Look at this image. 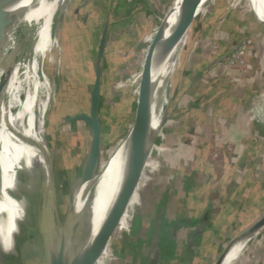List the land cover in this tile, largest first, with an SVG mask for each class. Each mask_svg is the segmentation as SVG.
I'll list each match as a JSON object with an SVG mask.
<instances>
[{"label": "rangeland", "instance_id": "obj_1", "mask_svg": "<svg viewBox=\"0 0 264 264\" xmlns=\"http://www.w3.org/2000/svg\"><path fill=\"white\" fill-rule=\"evenodd\" d=\"M253 1L202 0L199 15H196L192 22L191 40L179 61V69L175 78L167 89L160 125L144 169L145 175H142L140 185L130 200L131 204L129 203L127 207L129 210L127 219L130 218V220L125 221L128 227L126 230H119L118 224L114 231L111 230L114 237L110 261L107 264L123 263L120 255L122 243L126 236L133 237L131 226L138 213L137 209L143 202L138 195L139 187L147 190L156 182H161L163 164L178 165L176 160L180 159L182 163L185 162L184 164L188 163L191 166L190 168L187 166L186 171L200 181L199 183L207 177L212 182L211 185L218 181L217 163L222 155L220 143L225 142L224 134L221 132L223 127L220 130H213L212 136L207 139L210 141V151L207 145L209 142L202 144L203 137L205 138L208 133L206 130L213 128L217 122L220 124L219 116L226 111L223 105L225 100L230 102L231 110L229 111L232 115L233 111H236L235 99L241 94L239 90L237 91V81H235L240 70L238 67L244 64V54H250V49L254 48L252 40L257 36L248 37L249 30L246 31L248 25L243 24V37L250 39L244 38L240 43L238 42L241 47L237 46L235 49V40L231 38V41H227V46L223 47L221 54L217 55V31L227 26L223 24L227 17L241 14V12H245L243 16L252 17L256 21L259 16L263 21L264 12L260 7L256 10L253 5L252 8L251 4V2L260 3V0ZM90 2L91 0H68L61 14L59 97L55 93V85L52 86L50 81L48 83L49 92L53 98L52 105L55 106L54 111L48 113L46 120L49 127L44 136L48 173H45V168L38 165L33 170L24 171L20 177L21 184L27 185L21 193L26 202L27 213L18 221V231L15 234L12 252H10L14 264H32L30 255L33 256L34 264L43 263L41 250L47 249L49 232L54 224L63 231L64 249L68 250L73 246L81 227L89 218L92 207V195H89L82 209L78 211L75 200L76 191L79 186H84L88 182L85 180L86 173L95 174L92 179L99 175L113 152L133 128L138 114V100L142 99L146 84V79L142 84L143 80L140 76L147 78L151 64V52H148L150 45L166 19L163 15L176 3L175 0L167 2L165 11L159 15L161 18L153 34L148 33L143 40L144 48L139 57L135 56L138 51H133V49H130V52L127 50V52L118 53L120 57L127 56L125 57L126 62L130 61L129 64H125V70L114 73L106 71L102 66L99 117L102 121L103 141L97 165L89 170V165L93 166L90 153L91 130L83 121L72 122L70 120L82 113L90 114L91 110V90L96 79L98 43L96 44L93 40L97 31L90 30L93 24L83 22L87 15L92 14ZM259 26V30L264 33V22H260ZM180 28L177 32L179 37ZM97 30L101 31V26ZM176 49L177 45L174 43L173 59L176 56ZM145 55L146 65V61H143ZM103 58L100 61L102 65L105 62ZM56 97L58 98L55 101ZM2 100L3 95L1 94L0 128L3 121L2 113H4ZM207 113L212 117H208ZM194 139H199L200 145H195ZM181 149H188V152L186 150L182 153ZM195 159L205 160L209 165L211 163L212 167L207 169L199 164L193 166ZM123 183L119 184L111 195H108V210L113 207L114 197ZM217 185L215 186L219 187ZM204 189L201 190L204 191ZM159 193L152 192L148 195L147 208L150 213L153 200L156 196H161ZM77 222H81L80 229L75 233V238H72L74 225ZM123 223L122 220V228Z\"/></svg>", "mask_w": 264, "mask_h": 264}, {"label": "crops", "instance_id": "obj_2", "mask_svg": "<svg viewBox=\"0 0 264 264\" xmlns=\"http://www.w3.org/2000/svg\"><path fill=\"white\" fill-rule=\"evenodd\" d=\"M169 1L91 0L92 14L87 15L83 22L92 23L90 30L97 31L93 38L98 43L97 57L105 44V62L104 65L101 63V68L104 66L106 71L114 73L125 70V64L130 61L126 62L127 56L118 55L122 51L136 50L138 53L135 56L139 57L144 48L143 40L148 33L153 34L161 18L159 15L165 11ZM175 1L176 6L179 0ZM251 4L252 8L253 5L256 10L260 7L264 12L261 3ZM171 11L163 16L167 18ZM243 14L245 12L227 17L223 23L227 28L217 31V55L221 54L231 38L235 40L237 49V46L241 47L238 42L244 38L257 36L252 40L254 48L250 49V54H244V64L238 67L240 70L235 81L241 94L235 99L236 111L232 115L230 102L225 100L226 111L219 116L220 124L217 122L213 128L206 130L208 133L203 137L202 144L209 142L210 151L207 139H210L213 130L223 127L221 132L225 142L220 143L222 155L217 163L219 187L215 186L217 182L211 185L208 177L199 183L186 171L187 166H191L180 159L176 160L178 165L163 164L161 182H156L147 190L139 187L138 195L143 202L131 226L133 237L126 236L122 243V264H217L228 249L230 252L234 241L264 214V33L259 30V23L264 19L261 21L257 16L256 21ZM243 24L248 25L246 31L249 30V33L245 35L250 38L243 37ZM99 26L101 31L97 30ZM143 61H146V55ZM207 116L212 117L211 114ZM100 124L102 148L101 119ZM194 142L195 145L201 143L199 139H194ZM186 150L188 152V149H181V152ZM196 164L207 169L212 167L211 163L209 165L200 159L193 160L192 165ZM201 187L205 188L204 191ZM152 192H160L161 196L153 200L150 213L147 199ZM128 211L122 216L119 230L128 227ZM113 237L114 233H111L109 261ZM230 264H264V227Z\"/></svg>", "mask_w": 264, "mask_h": 264}, {"label": "bare ground", "instance_id": "obj_3", "mask_svg": "<svg viewBox=\"0 0 264 264\" xmlns=\"http://www.w3.org/2000/svg\"><path fill=\"white\" fill-rule=\"evenodd\" d=\"M67 3L68 0H3L0 4V92L3 95L4 110L0 128V264H14L10 253L13 249L12 238L17 233L16 223L27 213L26 202L21 195L27 185L21 184L19 176L38 165L48 173L44 136L49 127L46 120L48 113L55 109L48 83L50 81L52 86L55 85V93L58 95L61 85L60 21ZM260 3L264 10V0H260ZM201 4L202 0H179L174 7L175 14L171 18H177L182 7L183 15L179 23L168 30L167 36L172 35V39L165 60L154 63L156 110L145 147L152 146L158 131L167 89L175 78L179 61L191 40L190 20L199 15ZM179 27L180 37L177 33ZM174 43L177 49L173 59ZM135 134L136 128L133 125L99 175L77 189L75 200L78 211L88 196L92 195L91 213L81 227L72 249L63 252L62 264L109 262L111 230L102 241L94 245L92 243L111 210L107 207L108 195L124 182L114 197L116 200L131 173L128 159ZM10 191L16 194L17 199L11 197ZM261 221H264V214L258 223ZM253 225L256 226L257 222ZM260 231L261 228L251 231L234 241L223 264L232 263L249 240ZM62 241L63 231L54 224L47 242L52 264L57 262Z\"/></svg>", "mask_w": 264, "mask_h": 264}, {"label": "water", "instance_id": "obj_4", "mask_svg": "<svg viewBox=\"0 0 264 264\" xmlns=\"http://www.w3.org/2000/svg\"><path fill=\"white\" fill-rule=\"evenodd\" d=\"M3 0H0V4ZM183 6V5H181ZM175 7V6H174ZM172 8L171 13L169 14L168 18L161 24L160 30L154 40L152 41L150 45V49L148 52H151V64L150 69L146 78V84L145 88L143 90L142 100L139 102L138 100V108H137V118L135 120V128H136V134L134 135V138L131 142L130 146V152H129V159H128V167L131 168V173L129 174L119 196L115 200V203L113 204V207L109 211L108 215L105 217L103 223L101 224V227L98 231V234L96 235L94 242L92 245L102 241L107 233L110 230H113L116 228V226L120 223L122 216L127 210L128 204L130 203V200L132 196L134 195L138 185L140 184V180L142 177V174L144 172V168L146 166V163L148 161L150 151L152 146H146L147 138L150 133L153 115L156 110V98H157V83L154 80V72L153 69L155 67V62H161L164 61L166 58L167 49L170 45L172 35L169 37L167 36L168 30L171 29L176 23L178 24L179 21L182 19L183 15V7L181 10V14L175 18L174 16L171 18L172 15L175 14V9ZM195 16H193L190 20V25L193 22ZM104 43L101 47L100 54L97 58V64H96V79L93 86V89L91 91V110L90 114L82 113L75 117H73L70 121L72 122H80L83 121L88 126V128L91 130L92 133V142L90 146V153L93 158V166L89 165V170L94 168L97 165V161L100 156L101 152V124H100V117H99V102H100V89H101V75H102V68L100 61L103 58L104 53ZM147 64V59L146 63ZM144 83V79H142ZM141 84V85H142ZM2 93L0 92V95ZM89 173V172H88ZM86 173L85 180L89 181L93 177L90 173ZM95 173V172H94ZM91 175V176H90ZM21 176H19L20 179ZM11 197L14 199H17V196L14 192L10 191ZM261 219V218H260ZM259 219V220H260ZM258 220V221H259ZM256 226H251L250 229H248L241 237H239L237 240L241 239L243 236L248 234L251 231H256L262 227H264V221H261V223H258ZM81 222H77L74 225L73 229V237L75 238V233L78 232L80 229ZM16 229L18 231V222L16 223ZM235 240V241H237ZM13 246L15 241V235L12 238ZM63 245L62 249L60 251V254L58 256L56 264H62V254L64 251H69L72 249L68 248V250L64 249V237L62 241ZM91 245V246H92ZM233 245V244H232ZM229 250V249H228ZM225 253L221 259L218 261L217 264H221L226 255ZM41 255L43 256L44 262L41 264H52V257L50 255V252L48 248H44L41 250ZM31 263L34 264L33 256L30 255Z\"/></svg>", "mask_w": 264, "mask_h": 264}, {"label": "trees", "instance_id": "obj_5", "mask_svg": "<svg viewBox=\"0 0 264 264\" xmlns=\"http://www.w3.org/2000/svg\"><path fill=\"white\" fill-rule=\"evenodd\" d=\"M143 74H144V73H143ZM140 78H141V79H144V82H145V79H146L145 76L141 75ZM143 84H144V83H143ZM100 105H101V99H100ZM102 141H103V139H102Z\"/></svg>", "mask_w": 264, "mask_h": 264}]
</instances>
